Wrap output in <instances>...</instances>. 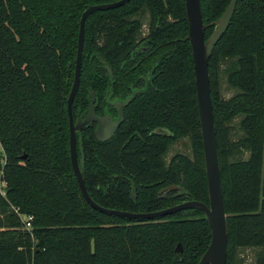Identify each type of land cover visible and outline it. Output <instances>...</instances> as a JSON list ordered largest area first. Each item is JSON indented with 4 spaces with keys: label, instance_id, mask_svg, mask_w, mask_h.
I'll return each mask as SVG.
<instances>
[{
    "label": "trees",
    "instance_id": "obj_1",
    "mask_svg": "<svg viewBox=\"0 0 264 264\" xmlns=\"http://www.w3.org/2000/svg\"><path fill=\"white\" fill-rule=\"evenodd\" d=\"M118 1L0 0V264H198L211 243L200 210L128 220L94 210L79 188L68 98L80 23L89 7ZM230 2L202 0L204 24ZM188 36L185 0H132L86 20L73 115L88 112L91 91L103 114L108 94L124 100L142 90L113 139L99 142L94 128L77 134L85 185L99 206L144 214L188 201L209 205ZM209 70L227 264H244L246 250L254 252L252 264H264V0H238ZM222 81L232 97L224 98ZM158 128L172 136L153 133ZM184 139L192 158L177 153L168 161ZM24 215L33 217L30 231Z\"/></svg>",
    "mask_w": 264,
    "mask_h": 264
},
{
    "label": "water",
    "instance_id": "obj_2",
    "mask_svg": "<svg viewBox=\"0 0 264 264\" xmlns=\"http://www.w3.org/2000/svg\"><path fill=\"white\" fill-rule=\"evenodd\" d=\"M131 1L132 0H120L111 4L91 6L84 12L81 19L76 60V72L74 84L68 98V114L70 122V156L72 168L77 178L79 188L87 203L94 210L109 215H115L128 220L150 221L168 215H173L185 210L202 211L205 214V217L210 226L212 238L208 249L202 256L198 264H227L229 235L218 155L214 108L211 97L209 64L216 46L221 41L230 26L232 18L235 14L238 0H231L222 16L216 22L210 24H204L203 22L202 0H185L186 13L189 24L188 38L192 49L194 74L196 78L198 112L200 117L204 147L209 205L198 201H188L166 210L153 213L137 214L103 208L93 201L87 191L84 180V173L82 170L84 166V160L82 159V163H80L79 161L77 133L85 130L87 127H93V124L96 123V139L99 142L109 141L114 137L119 127L124 122V110L135 99L137 93H135L125 103L116 104V108L119 111V118L117 121H114L110 117H99L96 115L98 105L96 104L95 95L91 91L89 93L91 101L88 115H86L84 120H74L73 103L78 94L81 80V69L85 44V24L88 17L92 14L99 11L117 9L123 7ZM209 28L215 29L211 37L206 40L205 32ZM104 64L109 74L112 75L111 68L105 62ZM160 133L161 131L158 134L160 135ZM174 189H177V187L170 188V190ZM133 196L134 198H136V189H134L133 191ZM176 252L182 254L183 250L181 244L178 245Z\"/></svg>",
    "mask_w": 264,
    "mask_h": 264
},
{
    "label": "flooded vegetation",
    "instance_id": "obj_3",
    "mask_svg": "<svg viewBox=\"0 0 264 264\" xmlns=\"http://www.w3.org/2000/svg\"><path fill=\"white\" fill-rule=\"evenodd\" d=\"M106 63V62H105ZM107 64V63H106ZM108 65V64H107ZM109 66V65H108ZM110 67V66H109ZM106 68V67H105ZM111 68V67H110ZM107 70V69H106ZM111 70H112V68H111ZM108 72V71H107ZM108 74H109V72H108ZM109 76L111 77V78H113V70H112V75H110L109 74ZM148 85H149V83H148ZM135 93H137V95H136V97H135V99L128 105V107L137 99V97H138V95L140 94V93H142V90H133V93L131 94V96L130 97H128L127 99H124V100H119L118 98H116V97H113V95H112V93H110V94H108V96H107V104L105 105V107H104V113L103 114H98V107H99V104L97 103V100H96V104L98 105V107H97V110H96V115L97 116H99V117H110V118H112L114 121H117L118 120V118H119V111H118V109L116 108V104H118V103H125L129 98H131ZM95 98H96V96H95ZM90 101H91V97H90ZM89 107H90V104H89ZM128 107H126L125 108V110H124V122H125V115H126V111H127V109H128ZM88 113H89V109H88V112L87 113H85V114H76V116H75V110H74V120L75 121H77L78 119H82V120H84V118L86 117V115H88ZM124 122L122 123V125L124 124ZM122 125L119 127V129H118V131L116 132V134L119 132V130L121 129V127H122ZM88 128V127H87ZM91 128H94V134H95V130H96V128H97V124L96 123H94L93 124V127H91ZM161 131V133H160V135H166V136H168V137H171L172 136V134H171V132L168 130V129H166V128H158L157 130H155L153 133H155L156 135H159L158 133ZM78 134V133H77ZM115 134V135H116ZM115 135H114V137H115ZM96 137V136H95ZM113 137V138H114ZM113 138H111V139H113ZM110 139V140H111ZM109 140V141H110ZM185 140V139H184ZM180 141H182V140H179L177 143L179 144V142ZM108 142V141H107Z\"/></svg>",
    "mask_w": 264,
    "mask_h": 264
},
{
    "label": "rangeland",
    "instance_id": "obj_4",
    "mask_svg": "<svg viewBox=\"0 0 264 264\" xmlns=\"http://www.w3.org/2000/svg\"><path fill=\"white\" fill-rule=\"evenodd\" d=\"M222 93H223L224 98H230L234 95V92L227 89L226 81H222ZM177 153L183 154V155H186L192 158V151H191V147L189 145L188 140H182L179 142V144L178 143L174 144L171 147L167 155V160L170 161L171 158ZM1 154H2V148L0 146V156ZM0 160H1V157H0ZM239 258L243 261L244 264H252L253 259H254V252L253 250L243 251L242 253H240Z\"/></svg>",
    "mask_w": 264,
    "mask_h": 264
},
{
    "label": "built area",
    "instance_id": "obj_5",
    "mask_svg": "<svg viewBox=\"0 0 264 264\" xmlns=\"http://www.w3.org/2000/svg\"><path fill=\"white\" fill-rule=\"evenodd\" d=\"M5 183H3L1 180H0V191L2 193V195H5ZM16 212L19 214V210H16ZM22 218V221L24 223V227L26 230H31L32 229V220H33V217L32 216H29V215H24V216H21Z\"/></svg>",
    "mask_w": 264,
    "mask_h": 264
},
{
    "label": "crops",
    "instance_id": "obj_6",
    "mask_svg": "<svg viewBox=\"0 0 264 264\" xmlns=\"http://www.w3.org/2000/svg\"><path fill=\"white\" fill-rule=\"evenodd\" d=\"M1 146V145H0Z\"/></svg>",
    "mask_w": 264,
    "mask_h": 264
}]
</instances>
